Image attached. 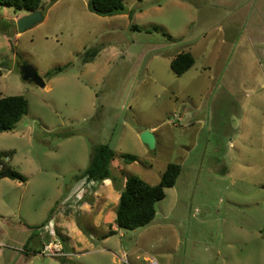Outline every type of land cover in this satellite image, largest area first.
I'll return each instance as SVG.
<instances>
[{"label":"rangeland","instance_id":"374dc122","mask_svg":"<svg viewBox=\"0 0 264 264\" xmlns=\"http://www.w3.org/2000/svg\"><path fill=\"white\" fill-rule=\"evenodd\" d=\"M124 6L100 17L87 0H41L43 21L24 33L29 13L0 6V95L28 103L0 134L26 179H0V264H264V0ZM182 53L195 62L178 77ZM98 145L115 153L112 179L77 180ZM172 163L181 173L154 220L118 228L117 189L132 176L155 186Z\"/></svg>","mask_w":264,"mask_h":264},{"label":"trees","instance_id":"16d2710c","mask_svg":"<svg viewBox=\"0 0 264 264\" xmlns=\"http://www.w3.org/2000/svg\"><path fill=\"white\" fill-rule=\"evenodd\" d=\"M0 6H9L16 10H24L28 13L40 11L41 0H0ZM88 10L100 17H112L124 14V0H87ZM98 48H91L84 52V63L92 62L98 55ZM194 58L190 53H182L176 56L170 64V71L176 76H182L194 65ZM63 68L47 72L51 77L61 73ZM28 110L27 100L23 96L0 95V134L11 132L20 122ZM13 152L0 153V179L24 182L26 179L12 170L9 160ZM114 151L107 145H98L93 149L89 165L84 172L76 176L77 180H85L86 184H99L112 179L109 169L114 158ZM126 164L135 162V157L122 155ZM160 182L150 186L140 178L132 176L127 178L123 190L120 192L116 210L115 225L120 229L135 230L149 225L156 216V204L165 198V190L173 188L181 173V166L168 164L163 170ZM117 187V186H116ZM112 228V227H111ZM116 232L110 229L105 237L112 236Z\"/></svg>","mask_w":264,"mask_h":264},{"label":"water","instance_id":"95a60500","mask_svg":"<svg viewBox=\"0 0 264 264\" xmlns=\"http://www.w3.org/2000/svg\"><path fill=\"white\" fill-rule=\"evenodd\" d=\"M44 19V15L41 11H36L33 13H29L27 16H24L17 23V30L19 33H24L26 30L31 29L36 24L42 22ZM21 68V76L24 81L34 83L35 85L44 88L46 87L42 78H40L34 68L28 65H22ZM140 139L145 146H147L150 150L154 149L155 138L151 133L145 132L141 134Z\"/></svg>","mask_w":264,"mask_h":264},{"label":"built area","instance_id":"2783aa9c","mask_svg":"<svg viewBox=\"0 0 264 264\" xmlns=\"http://www.w3.org/2000/svg\"><path fill=\"white\" fill-rule=\"evenodd\" d=\"M148 264H158V263L155 260H152Z\"/></svg>","mask_w":264,"mask_h":264}]
</instances>
